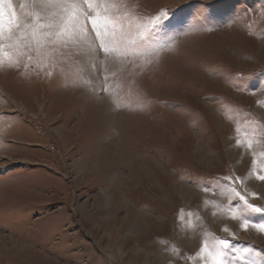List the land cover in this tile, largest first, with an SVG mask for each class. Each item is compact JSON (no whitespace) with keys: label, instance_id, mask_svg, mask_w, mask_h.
<instances>
[{"label":"rangeland","instance_id":"obj_1","mask_svg":"<svg viewBox=\"0 0 264 264\" xmlns=\"http://www.w3.org/2000/svg\"><path fill=\"white\" fill-rule=\"evenodd\" d=\"M128 2L145 19L169 10L146 37L161 50L110 56L107 73L102 52L75 50L0 68V264H202L213 238L264 260V233L229 218L217 183L245 178L264 206L248 177L264 150V0ZM238 127L261 143L238 147Z\"/></svg>","mask_w":264,"mask_h":264},{"label":"snow or ice","instance_id":"obj_2","mask_svg":"<svg viewBox=\"0 0 264 264\" xmlns=\"http://www.w3.org/2000/svg\"><path fill=\"white\" fill-rule=\"evenodd\" d=\"M169 19L168 9H162L149 18H141L128 0H22L19 11L12 0H0V68H20L23 65L27 74L30 64L36 63L39 67L50 62L55 66L56 57H62L63 50H75L93 59L102 52L105 56L103 70L107 73L106 61L110 56L123 65L128 57L151 55L161 50L159 47H146V37L152 29L163 26ZM171 43H175L174 39ZM168 46L171 45H165ZM151 62L145 61L146 64ZM90 66L96 67L91 62ZM112 75L115 76L116 72ZM104 80H108L107 75ZM103 90L108 89L105 87ZM236 132L238 147L253 150L261 143L255 130L242 132L238 127ZM251 154L253 163L248 177L255 176L257 180L264 181V172L258 171L264 170V150H253ZM217 183L230 194L229 218L240 221L242 230L264 233V219H254L255 215L264 217V206L250 202L249 197H256L257 193L248 192L244 186L245 178L229 175ZM233 200L236 201L234 205L231 203ZM184 217L181 209V229L194 227L191 222L185 224ZM224 230L229 231L227 228ZM232 235L235 238V234ZM231 248L232 240L228 238L204 239L191 259L199 257L202 264H264V260L244 258L243 253L253 251L251 248L243 249L240 255H233Z\"/></svg>","mask_w":264,"mask_h":264},{"label":"bare ground","instance_id":"obj_3","mask_svg":"<svg viewBox=\"0 0 264 264\" xmlns=\"http://www.w3.org/2000/svg\"><path fill=\"white\" fill-rule=\"evenodd\" d=\"M17 1H18V5H20V3H21L22 0H17Z\"/></svg>","mask_w":264,"mask_h":264}]
</instances>
